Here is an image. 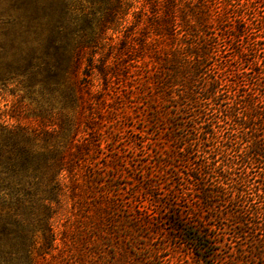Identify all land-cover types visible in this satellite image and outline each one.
I'll list each match as a JSON object with an SVG mask.
<instances>
[{"label":"trees","instance_id":"obj_1","mask_svg":"<svg viewBox=\"0 0 264 264\" xmlns=\"http://www.w3.org/2000/svg\"><path fill=\"white\" fill-rule=\"evenodd\" d=\"M7 2L14 31L0 84H37L76 111L0 124V264H88L89 239L106 234L118 206L100 193L94 161L102 121L125 90L157 99L154 113L166 115L185 157L176 182L191 191L190 207L178 196L169 204L172 239L212 264L217 231L231 226L264 264V97L233 64L252 50L242 46L249 0L237 10L233 0Z\"/></svg>","mask_w":264,"mask_h":264},{"label":"rangeland","instance_id":"obj_2","mask_svg":"<svg viewBox=\"0 0 264 264\" xmlns=\"http://www.w3.org/2000/svg\"><path fill=\"white\" fill-rule=\"evenodd\" d=\"M233 1L236 10L240 3H247ZM241 10L250 19V38L242 46L252 50L244 56L246 63L241 64L240 60L233 63L240 74L237 80L264 97V0H249ZM14 16L7 0H0V53L2 48L8 52L6 35L14 31L9 26ZM148 99L140 91L130 94L125 90L117 98L118 104L113 105L114 115H106L102 121L104 153L98 154L94 163L105 175L100 193L107 192L109 197L116 198L118 206L105 219L108 228L105 235H98L101 239L95 242H99L97 249H91L95 243L89 239L88 264L89 260L95 264H204L169 235V204L178 196L179 204L190 207L187 198L191 191L177 187L176 181L186 169L176 130L166 115L154 113L152 104L157 99H150V103ZM72 106L57 93L50 95L37 84L27 86L17 79L5 86L0 84V124L19 121L36 125L39 117H70L76 111ZM150 209L155 212L152 216L145 213L149 214ZM231 228L222 226L217 231L218 255L212 264H257L252 255L248 256L244 241L235 239Z\"/></svg>","mask_w":264,"mask_h":264}]
</instances>
